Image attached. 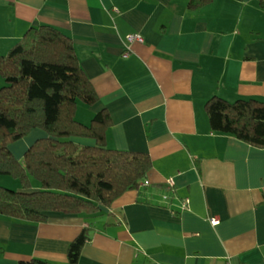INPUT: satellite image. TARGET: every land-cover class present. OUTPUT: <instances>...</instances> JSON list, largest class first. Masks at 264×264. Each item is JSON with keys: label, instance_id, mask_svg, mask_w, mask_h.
<instances>
[{"label": "crops", "instance_id": "1", "mask_svg": "<svg viewBox=\"0 0 264 264\" xmlns=\"http://www.w3.org/2000/svg\"><path fill=\"white\" fill-rule=\"evenodd\" d=\"M43 24L72 38L98 93L94 104L78 101L77 119L89 124L107 109L106 145L147 152L152 167L140 188L92 217L0 215V264H70L69 245L88 226L77 264H264V147L214 131L205 109L213 96L264 100L259 1L0 0V54ZM133 33L143 41L127 40ZM42 136L34 128L9 147L22 160ZM8 177L0 184L16 180Z\"/></svg>", "mask_w": 264, "mask_h": 264}, {"label": "trees", "instance_id": "2", "mask_svg": "<svg viewBox=\"0 0 264 264\" xmlns=\"http://www.w3.org/2000/svg\"><path fill=\"white\" fill-rule=\"evenodd\" d=\"M211 0H188L191 8ZM264 8V0H258ZM0 174L18 179L22 190L0 184V215L32 221L48 219L52 212L94 216L128 190L140 188L152 167L147 152L110 148L106 131L110 113L102 109L87 124L76 117L81 100L94 104L99 96L79 63L72 38L52 25L30 27L6 53L0 54ZM206 112L214 131L264 147V100L250 97L230 101L213 96ZM42 128L17 159L10 144ZM74 137L95 140L75 142ZM37 182V187L34 186ZM91 239L84 227L68 248L70 264H77ZM20 264H53L42 258Z\"/></svg>", "mask_w": 264, "mask_h": 264}, {"label": "built area", "instance_id": "3", "mask_svg": "<svg viewBox=\"0 0 264 264\" xmlns=\"http://www.w3.org/2000/svg\"><path fill=\"white\" fill-rule=\"evenodd\" d=\"M127 40H129V41H133V40H135V41L142 42V41H143V36H142V34H140V33H133V34H129V35L127 36ZM125 54H127V51H126ZM168 184H169L171 187H173V186L175 185V181H174V179L170 178V179L168 180ZM167 197H168V196L165 195V198H167ZM188 203H189V199L185 200L184 203H183V207H182V208H186V207L188 206ZM211 222H212L213 224H217V223L219 222V218H211Z\"/></svg>", "mask_w": 264, "mask_h": 264}, {"label": "rangeland", "instance_id": "4", "mask_svg": "<svg viewBox=\"0 0 264 264\" xmlns=\"http://www.w3.org/2000/svg\"><path fill=\"white\" fill-rule=\"evenodd\" d=\"M4 84H6V81H5V79L0 75V87L2 86V85H4ZM42 129V128H41ZM42 130H45V129H42ZM45 133L47 134V132L45 131ZM43 137V136H42ZM41 138V137H40ZM38 139V138H37ZM10 176V175H9ZM8 178H11L10 180H14L13 179V177L12 176H10V177H8ZM16 180H18V179H16ZM12 181V183L13 182H18V181ZM8 184V182H5V186H7V187H10V188H13L14 186V184ZM13 189H15V188H13Z\"/></svg>", "mask_w": 264, "mask_h": 264}]
</instances>
